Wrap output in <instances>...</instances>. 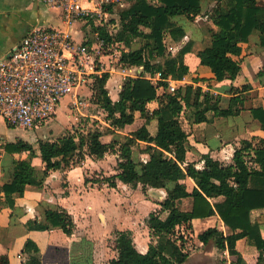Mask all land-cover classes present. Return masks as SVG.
<instances>
[{"label": "trees", "instance_id": "trees-1", "mask_svg": "<svg viewBox=\"0 0 264 264\" xmlns=\"http://www.w3.org/2000/svg\"><path fill=\"white\" fill-rule=\"evenodd\" d=\"M203 1L159 0L157 4L150 0H133V4L120 14L118 33L110 34L105 26L97 28L100 37L108 43L123 41L131 46L135 39H139L141 47L124 51L120 62L125 68L143 67L144 73L125 79L117 101L112 100L107 89L110 74L94 76L92 100L102 108L113 129L123 130L134 124L138 117L146 123L123 143L105 144L102 132L89 131L69 133L57 141L39 140L37 147L24 140L5 144L4 150L9 156L28 154L26 159L12 158V180L0 191L9 206H15L14 195L24 196L28 186H42L51 171L77 166L87 155L103 159L108 153L119 154L118 173L104 176L102 182L112 187L120 180L132 186L163 188L167 189L168 195L161 203V209L148 219L149 228L157 238L156 244H151L148 252L143 254L136 248L131 231H118L115 239L118 257L109 264H182L189 254L184 252V245L172 238L177 227L217 214L230 229V234L225 236L218 229L210 228L198 236L199 240L205 244L214 240L219 249L239 256L236 264L245 261L247 264H262L264 238L258 225L252 223L251 214L254 210L264 209V138L254 136L241 140L232 164L225 165L205 155V166L198 169L195 163L187 162L189 134L181 120L183 113H187L188 120L194 124L208 123L209 113L215 117L239 115L245 110L243 93L250 87H232L230 106L222 108V96L202 87L178 85L175 92H170L167 82L155 85L150 79L161 73L163 78L182 81L189 74L185 55L192 50V43L188 42L173 57L167 36L182 42L186 31L174 19L186 16L194 20L203 12ZM206 1L216 5L210 14L213 22L209 27L211 44L198 53L200 70L213 73L216 81H234L243 70L244 45L254 34L258 35L257 44L264 48V0ZM103 12L113 13L114 5H105ZM88 20L93 24L96 22ZM159 58L165 61L155 62ZM162 86L165 92L160 94ZM153 101L159 103V108L150 111L148 104ZM252 115L264 130V108H253ZM154 121L157 133L153 135L148 126ZM140 142L146 143L141 149L149 156L146 162L135 158V149L139 148ZM36 157H41L45 164L43 170L32 165L31 160ZM189 179L196 184L192 189L189 188ZM221 197L222 201H210ZM185 198L193 201L191 211L179 207L178 203ZM162 211L169 212L166 219H161L159 213ZM27 226L34 230L60 228L70 236L76 227L72 216L62 208L47 210L44 222L29 221ZM242 238H247L256 247L254 254L242 255L237 250V241ZM31 249L36 254L24 264H41L36 256L38 247L28 241L24 250L29 252ZM0 264H10L9 257L0 256Z\"/></svg>", "mask_w": 264, "mask_h": 264}, {"label": "crops", "instance_id": "crops-1", "mask_svg": "<svg viewBox=\"0 0 264 264\" xmlns=\"http://www.w3.org/2000/svg\"><path fill=\"white\" fill-rule=\"evenodd\" d=\"M208 3L213 8L216 5L215 2L204 0L203 11ZM127 4L129 2L123 3L121 6ZM180 18L176 22L186 31V36L180 48L182 49L188 42L192 43V50L185 55V64L189 67L190 72L181 81L180 85L184 87L193 85L194 88L202 87L205 91L221 95L222 108L230 106L233 97L230 92L232 87L240 89L244 86L250 87L248 91L243 93L245 110L239 115L215 117L213 113H209L208 118L210 121L201 124L190 122L187 113H183L181 118L182 124L183 122L186 123L183 127L189 134L187 144L188 163H195L198 169H203L205 166L203 157L210 155L225 165L232 164L241 140L251 139L254 136L264 138V130L252 115L253 108H264V48L257 44L258 35L254 34L250 42L244 45L242 54L243 70L240 75L234 81H216L213 73L200 70V58L198 57L199 51L211 44L210 32L204 31L202 26L196 24L198 19L195 21L196 23H193L186 16ZM88 19H79L69 27L64 21L63 12L60 8L45 5L38 0H0V58L19 44L35 27L68 31L77 43L95 47L99 36L97 28L106 25L104 22L93 24ZM90 19L94 22L93 18ZM120 25V14H118L113 31L117 33L118 29L116 27ZM107 30L113 35L111 29L107 28ZM122 53H106L102 58H98V69L102 70H96V74H102L104 66L109 68L112 57L118 62ZM120 66L123 67L119 64ZM125 70L123 72V70L116 69L114 72L109 73L111 77L107 83V89L113 101L119 99L124 83L123 77L121 79L119 75L126 78H136L144 73L143 67ZM114 73L119 75L114 76ZM87 84L77 91L78 101ZM164 92L165 88L160 87L159 93ZM88 96H93V93L91 92ZM77 100L71 96L70 102H73V107L80 111V104L75 106ZM148 108L150 111L158 109L159 103L153 101L148 104ZM92 117H97V115H92ZM54 119L56 120L57 116ZM54 121L44 125L47 126V129L43 131H41L42 127L33 131L40 130L41 133L37 136L43 137L44 134L50 131L48 128H53L51 124ZM102 122L105 125L98 131L103 133L102 142L109 144L113 141L125 142L128 136L146 123V120L138 117L134 124L123 130L113 129L108 122L103 120ZM2 125L6 129L10 128L0 119V127ZM148 128L153 135L157 133V123L155 121ZM110 130L112 132H108ZM3 135L0 132V191L4 184L12 180V158L26 159L28 157L26 153L14 156L7 155L4 150L5 144L27 140L19 137L11 141L3 138ZM59 138L61 137L48 140L57 141ZM40 140L44 139L40 138ZM27 142L37 147L36 142ZM145 146V142H140L139 147L141 148L135 149V158L146 162L149 156L141 150ZM116 149L118 150V148ZM118 159L119 154L114 153L106 154L103 159H96L87 155L85 160L77 166L64 171H51L42 186H28L22 197L15 194V206L13 207L9 206L4 193H0V256L7 255L10 264H24L36 254L32 249L29 252L24 250L26 243L31 241L39 249L36 256L41 264H109L118 257V250L115 248L118 231H131L138 251L143 254L147 253L149 246L157 242V238L154 237L149 228L148 219L153 212L161 209V203L167 198L168 191L163 188H144L141 184L132 186L120 180L116 181L114 187L102 182L104 176L110 177L118 173L116 170ZM31 162L38 169L43 170L45 168L41 157L33 158ZM101 171L105 175L100 180L93 181L91 179L92 174ZM188 184L190 189L196 186L193 179H189ZM222 200L221 197L210 201L213 203ZM178 204L183 211H191L193 207L191 198L182 199ZM58 208L65 209L72 216L76 225L72 236L60 228L51 230L28 228L27 223L29 221L44 222L45 212ZM159 214L161 219H166L169 212L162 211ZM251 221L258 225L264 238V209L254 210L251 214ZM184 228L185 231L189 232L191 240L184 245L189 256L182 264L237 263L239 256L231 255L229 250L219 249L214 240L205 244L198 238L201 233L210 228L218 229L225 236L230 234V229L218 214L205 219H194L191 224L184 226ZM236 248L242 255H252L256 252V247L247 238L238 240ZM247 263L245 261L244 264ZM262 264H264V261Z\"/></svg>", "mask_w": 264, "mask_h": 264}, {"label": "built area", "instance_id": "built-area-1", "mask_svg": "<svg viewBox=\"0 0 264 264\" xmlns=\"http://www.w3.org/2000/svg\"><path fill=\"white\" fill-rule=\"evenodd\" d=\"M38 1L60 8L69 27L85 18H93L96 23L103 22L104 17L109 15L103 12V7L116 3V0ZM110 45L100 35L96 46L88 47L77 43L68 31L33 28L0 58V119L8 127L26 130H37L48 124L57 116L63 98L71 95L77 100V91L87 84L91 73L96 76L116 70L112 57L109 68L104 66L102 74L95 72L102 70L98 69L97 59L106 55ZM118 62L121 64L120 60ZM150 79L155 85L167 82L170 92H175L181 83L172 77L163 78L161 73ZM79 104L77 100L75 106ZM172 238L180 245L191 240L184 226L177 227ZM187 251L184 247V252Z\"/></svg>", "mask_w": 264, "mask_h": 264}, {"label": "rangeland", "instance_id": "rangeland-1", "mask_svg": "<svg viewBox=\"0 0 264 264\" xmlns=\"http://www.w3.org/2000/svg\"><path fill=\"white\" fill-rule=\"evenodd\" d=\"M129 2V4L125 5V6H121V4ZM157 4H159V2H156ZM115 7H114V12L106 15L104 17V24L106 25L105 27L108 28L109 30L111 29L112 31L114 30V26L117 23V19H118V14H121V12H123L124 10L128 9L132 4H133V0H116ZM213 10V7L210 6V3H208V6L205 7L203 13L198 16L197 18H195L194 20H191V22L196 23L195 21H197L198 19V24L199 26H202V28L204 29V31L209 32V27L213 24L211 18H210V14ZM208 16V17H207ZM181 16L176 17L174 20H180ZM116 18V19H115ZM112 21H116L115 24ZM210 25V26H209ZM119 31V27H116ZM115 28V29H116ZM118 33V32H117ZM113 34H116V32L113 31ZM167 43H168V47L170 52L172 53L173 57H176L177 54L180 51V47H181V43L180 41H173L170 37L167 36ZM142 42L139 39H135L132 43L131 46L127 45L125 42L123 41H115L113 43H111L110 47L107 49V53L108 54H115L117 52H124V51H128L131 49H136L141 47ZM122 50V51H121ZM119 55V54H118ZM113 65L116 67V69H118L119 71L123 70V67H119V64L113 60ZM165 60L164 58H159L157 60H155V62L157 63H163ZM101 64V62H100ZM103 65V64H102ZM122 68V69H121ZM94 75L93 73L90 74V76L88 77V84L87 86L83 89V93L82 96H80L79 102H80V111L77 108L73 107V102L71 101V95L66 96L65 98H63L59 111H58V115H57V119L53 122V128L50 127L48 129H50L49 132H47L46 134L43 135V137H38L37 134H40L41 131L47 129V126L42 127L41 131H37L34 132L33 130H25L21 127L18 128H14V127H10L9 129H6L3 125L0 127V132L3 135V138H7L11 141L15 140L16 138H23L27 141H32V142H36L40 140V138H43L44 140H48V139H54V138H58V137H62L65 134H69V133H77V132H83V133H87L89 131H98L101 130L102 127H104L105 124H103V121H106V114L103 113L102 108L96 104L93 100H92V96H88L91 92L93 93L92 90V86H93V82H94ZM114 76H118V73H114ZM119 77L122 79L123 77V82L125 81V76H120ZM156 83V82H155ZM161 83V82H160ZM70 102V103H69ZM87 103V105H86ZM69 105V106H68ZM92 115H97V117H92ZM51 122V121H50ZM107 122V121H106ZM185 122H183V125L185 126ZM7 132V133H5ZM18 140V139H17ZM141 148V147H139ZM104 172H97L95 174H92V180L93 181H98L101 179L102 176H104ZM90 179V181H91ZM95 197V196H94ZM100 197V196H99ZM96 198V197H95ZM188 237H190L189 232H187ZM189 242V241H187Z\"/></svg>", "mask_w": 264, "mask_h": 264}]
</instances>
